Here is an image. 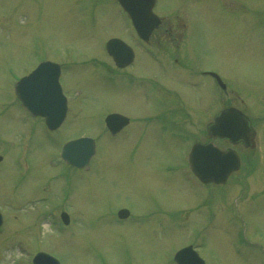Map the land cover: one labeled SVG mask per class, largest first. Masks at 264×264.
Masks as SVG:
<instances>
[{"label": "rangeland", "instance_id": "obj_1", "mask_svg": "<svg viewBox=\"0 0 264 264\" xmlns=\"http://www.w3.org/2000/svg\"><path fill=\"white\" fill-rule=\"evenodd\" d=\"M201 1L157 5L177 34L154 41L180 56V65L187 62V11L193 18L188 69L161 75L171 103L160 108L111 72L104 37L127 36L114 0H0V264H33L39 252L62 264H173L172 252L190 242L206 264H264V0H222L233 10ZM43 52L63 66L71 101L67 122L53 134L21 114L13 94ZM146 60L130 67L136 77L160 75ZM201 69L228 83V94L214 87L212 105L206 95L198 101L190 85L197 79L187 76ZM226 104L258 120L257 146L233 147L242 166L225 186L192 185L183 175L188 145L180 132L209 141L207 122ZM112 112L134 119L110 138L103 126ZM83 135L97 141L98 152L88 170L77 171L58 151ZM57 207L69 215L65 229L48 215ZM127 208L137 220L113 216Z\"/></svg>", "mask_w": 264, "mask_h": 264}, {"label": "water", "instance_id": "obj_2", "mask_svg": "<svg viewBox=\"0 0 264 264\" xmlns=\"http://www.w3.org/2000/svg\"><path fill=\"white\" fill-rule=\"evenodd\" d=\"M64 108L65 107L62 106L60 108L61 110L59 111V115H56L57 123L53 125L54 127L58 126V123L61 122L65 113ZM48 117L52 116L49 115ZM117 117L118 116L112 115V117H109V119L112 122V120L116 121L115 118ZM208 130L212 137H218L220 139L228 138L232 143L243 142L247 146H254L253 140L255 137V132L251 129L247 117L243 113H240L234 109L223 111L215 118L214 122L209 125ZM65 148L66 157L74 164L76 163L79 166H83L89 161L88 159L94 153V142L88 139H81L67 144ZM199 150H201L199 145L195 146L193 155L195 156ZM214 151L217 152H212L211 155L208 156L212 158L215 157V161L222 166V178L218 180L219 182H224L226 176L238 168L239 160L233 151H219V149L216 147H214ZM228 165L229 167L227 168ZM189 249L190 247L179 253L178 259L182 257L185 258L186 262L189 261L191 259L190 255H188Z\"/></svg>", "mask_w": 264, "mask_h": 264}, {"label": "flooded vegetation", "instance_id": "obj_3", "mask_svg": "<svg viewBox=\"0 0 264 264\" xmlns=\"http://www.w3.org/2000/svg\"><path fill=\"white\" fill-rule=\"evenodd\" d=\"M170 18H163L161 24L159 25V29L158 32L155 34V36H159L160 39L161 37H168V35H176L177 33H175V26L173 25V20H169ZM158 38V37H157ZM176 61H178L177 57ZM218 143V142H217Z\"/></svg>", "mask_w": 264, "mask_h": 264}]
</instances>
